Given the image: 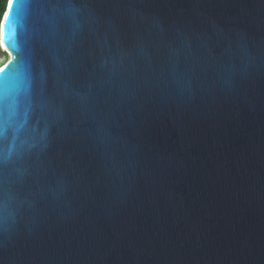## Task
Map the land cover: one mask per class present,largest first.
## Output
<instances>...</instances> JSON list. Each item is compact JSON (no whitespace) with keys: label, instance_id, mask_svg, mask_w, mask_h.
Wrapping results in <instances>:
<instances>
[{"label":"water","instance_id":"obj_1","mask_svg":"<svg viewBox=\"0 0 264 264\" xmlns=\"http://www.w3.org/2000/svg\"><path fill=\"white\" fill-rule=\"evenodd\" d=\"M0 48V264H264V0H9Z\"/></svg>","mask_w":264,"mask_h":264},{"label":"trees","instance_id":"obj_2","mask_svg":"<svg viewBox=\"0 0 264 264\" xmlns=\"http://www.w3.org/2000/svg\"><path fill=\"white\" fill-rule=\"evenodd\" d=\"M8 4H9V0H0V39H1V26L3 22V18L8 8Z\"/></svg>","mask_w":264,"mask_h":264},{"label":"rangeland","instance_id":"obj_3","mask_svg":"<svg viewBox=\"0 0 264 264\" xmlns=\"http://www.w3.org/2000/svg\"><path fill=\"white\" fill-rule=\"evenodd\" d=\"M8 59L7 54H1L0 53V67L5 63V61Z\"/></svg>","mask_w":264,"mask_h":264},{"label":"bare ground","instance_id":"obj_4","mask_svg":"<svg viewBox=\"0 0 264 264\" xmlns=\"http://www.w3.org/2000/svg\"><path fill=\"white\" fill-rule=\"evenodd\" d=\"M3 50H5V49L3 48Z\"/></svg>","mask_w":264,"mask_h":264}]
</instances>
